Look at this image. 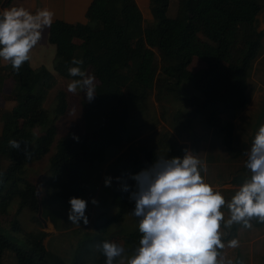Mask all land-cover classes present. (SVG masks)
Segmentation results:
<instances>
[{"label":"trees","instance_id":"16d2710c","mask_svg":"<svg viewBox=\"0 0 264 264\" xmlns=\"http://www.w3.org/2000/svg\"><path fill=\"white\" fill-rule=\"evenodd\" d=\"M170 3L150 0L154 18L145 21L136 0H93L86 23L53 22L49 41L56 45L54 70L64 78L79 79L71 77L68 68L74 66V57L83 59L82 69L87 72L91 68L98 84L94 101H82V132H68L59 139L40 199L37 185L26 174V165L42 159L50 150L57 135L55 121L69 107L68 94L58 90L50 110L45 102L56 85V76L47 67L34 68L25 62L18 73L10 63L0 67V92L8 72L16 77L9 96L15 106L11 111L0 109V214H8L15 199H19L18 209L29 207L36 213L41 209L43 216L48 205L69 208L71 197L87 199L91 176L104 170L111 145L122 149L112 162L115 177L138 173L163 159L162 153L182 156L187 146L171 131L154 146L134 144L152 127H147L146 109H139L140 103L155 91L162 104L161 116L167 120L170 94L177 97L179 87L187 82H192L193 90L203 97L184 99L191 108L176 110L171 119L173 129L192 137V149L196 151L199 139L193 123L202 114L209 126L223 131L225 147L232 157L243 153L233 151V125L224 123L222 115L248 104L249 72L264 39V29L259 28L264 0H178L173 16L168 14ZM196 57L205 65L193 71L189 67ZM40 126H46V130L36 136L34 130ZM10 140L19 141L20 148L10 147ZM114 182L119 193L125 181ZM131 182L134 186L135 181ZM129 206L134 207V201L124 199L116 215H98L95 230L105 233L112 223L124 218ZM49 220L57 231L51 217ZM12 226L21 230L16 219ZM235 230L232 227V232ZM46 235L44 230L29 231L27 247L23 248L0 228V264H68L46 248ZM141 235L134 231L128 242L140 241ZM6 249L13 252V262L4 260ZM122 257L113 264H119ZM105 261L100 250L95 264ZM70 264L88 263L78 259Z\"/></svg>","mask_w":264,"mask_h":264},{"label":"clouds","instance_id":"9594fccd","mask_svg":"<svg viewBox=\"0 0 264 264\" xmlns=\"http://www.w3.org/2000/svg\"><path fill=\"white\" fill-rule=\"evenodd\" d=\"M54 18L55 13L47 7L34 13L23 6L5 8L0 12V60L10 63L18 73L31 60L32 50ZM71 64L69 75L79 79H73L67 91L75 95L79 89L92 103L97 95L95 76L82 69L83 59L74 57ZM9 145L20 148L16 140H10ZM245 168L251 176L230 201L206 181L207 162L188 148L183 149L182 156L156 160L138 173L115 177L118 183L125 181L120 190L130 192L129 199L135 203L131 215L139 218L138 231L142 234L139 247L126 264H221L216 249L224 247L222 221L228 227L241 224L245 228L252 227L253 219L264 223V124L254 136ZM127 180L135 181V185ZM112 181L113 177H106L105 187H111ZM68 203V220L75 225L81 221L89 224V203L100 205L94 197L89 201L73 196ZM226 204L231 215L225 221L221 209ZM228 244L235 248L239 241L232 239ZM97 247L106 257L105 264H113L125 252L121 244L107 240Z\"/></svg>","mask_w":264,"mask_h":264},{"label":"rangeland","instance_id":"374dc122","mask_svg":"<svg viewBox=\"0 0 264 264\" xmlns=\"http://www.w3.org/2000/svg\"><path fill=\"white\" fill-rule=\"evenodd\" d=\"M178 8V0H171L170 6L168 8L169 16H173L176 14ZM263 12V11H262ZM264 13V12H263ZM264 15V14H263ZM264 48V39L262 41V48ZM205 62L196 57L190 64V69L193 71L198 70L203 67ZM3 66L0 60V67ZM54 68V67H53ZM56 76V85L48 94L47 100L45 102V107L50 110L55 104V97L58 90H65L68 94L69 107L67 113L63 116H60L55 124L57 125V135L55 137V141L53 142L50 150L44 155V157L38 161L30 162L26 165V174L29 178L37 185L39 191V199L42 195H44L45 189V179L47 175V170L50 165V157L56 151L57 143L59 139L68 132L80 133L83 130V92L79 89L75 95L69 93L67 91V85L73 79H67L57 74L54 71ZM88 74L93 75L92 69L89 68L87 71ZM8 83L6 84L2 93H0V109L1 110H11V108L15 105V101L10 99L9 96L11 94V90L14 82L13 74L8 72ZM98 84V80L96 79V85ZM177 97L170 94V106L167 120H163L161 116V102L157 100L155 91L150 94V96L142 101L139 105V109H146V124L147 127H151L148 131L144 133L143 139H138L135 146L145 145V146H154L161 136L164 135L166 129L172 128L169 123L175 114L177 109H190L191 106L184 99L192 98L194 95L203 97L202 93L196 90H193L192 82H187L179 87V90L176 92ZM253 109H261L257 114L252 113L247 119L250 122V125L253 126L255 120L259 116L258 114L262 113L264 110L263 105H257ZM167 116V115H166ZM256 118V119H255ZM195 125H196V134L197 136H207L209 134V129L211 127L205 122L202 114H199L196 117ZM200 123V124H199ZM2 129V122L0 120V131ZM46 130V126L37 127L34 130L36 136L42 134ZM177 130V129H176ZM153 131L147 134V132ZM170 131V130H169ZM216 133H219L216 130ZM172 132V131H171ZM174 134V133H173ZM143 137V136H142ZM190 137V136H188ZM191 139V138H190ZM179 140V139H178ZM185 140V139H184ZM180 142V141H179ZM183 143V142H182ZM185 144V142L183 143ZM190 144V143H189ZM186 145V144H185ZM205 149V148H204ZM203 149V150H204ZM122 151L119 147L115 145H111L108 148L109 160L103 166L104 170L102 172L96 171L92 176L88 184L87 191V199L90 201L91 198H96L100 201L99 207L92 205L89 203L87 214L89 216V224L84 225L81 221L80 225H75L68 220V209L69 208H61L56 204H51L46 207L47 212L45 216L39 213H36L29 207L19 208V199H15L11 205L9 206L8 214H0V228L2 232L7 235L11 240L17 242L21 247L26 248V234L29 231H40L44 230L47 235L44 238V245L46 248L52 253L56 254L60 258H62L66 263L70 264L74 260L83 259L87 261L88 264H95L96 260L99 257L100 249H98V243L103 241H111L121 244L125 248V252L119 264L123 261V264H126L127 258L134 254L135 249L139 247L138 239L133 240V242H128V237L134 231H138V220L135 216L131 215L133 206H129L125 213V216L122 220L115 221L112 223L108 230L105 233H99L95 230L94 221L100 214H105L109 217H112L118 213L120 210V203L122 200H130V192H116L115 185V167H112V162L115 160L116 156ZM202 149L199 151V156L202 159L203 153L201 154ZM162 157L170 158L166 153ZM203 160V159H202ZM122 163V162H121ZM230 160L226 159L220 165L215 164L216 167L209 166V170L211 174H215L214 171H225V168L228 166L230 168L232 165ZM123 164L121 165V167ZM222 174H225L222 173ZM111 176L113 177L112 186L105 187L104 181L105 178ZM212 176H210L211 180ZM130 181V182H129ZM127 180L126 182L132 185L131 180ZM121 188V186L119 187ZM225 221L230 218V213H224ZM52 218L53 222L56 225L57 231H55V226L49 220ZM14 219L19 222L21 230H16L13 228L12 223ZM226 231L232 230L231 227H225ZM231 236L229 239L224 240L223 242L228 244V242L233 238ZM226 245V244H224ZM257 245H262L264 248V238L262 241H259ZM225 247L219 248L218 253V261L221 264H229L230 260H234L233 257L235 253H232L231 256H223L225 255ZM258 249V248H256ZM260 249V248H259ZM7 256V259H6ZM253 261L254 264H264V250L256 251ZM4 260L6 262H13L15 260V256L13 252L9 249H6L3 254ZM8 260V261H7ZM244 260L241 259V262L238 264H242ZM236 264V263H233Z\"/></svg>","mask_w":264,"mask_h":264},{"label":"crops","instance_id":"0c3cea01","mask_svg":"<svg viewBox=\"0 0 264 264\" xmlns=\"http://www.w3.org/2000/svg\"><path fill=\"white\" fill-rule=\"evenodd\" d=\"M5 0H0V2ZM93 0H6L5 6L1 9V12L5 8L12 7H25L32 11L33 13L37 9L49 8L55 13V20H63L69 23H86V12ZM145 21L153 20V14L150 7V0H136ZM264 12V11H263ZM261 12L259 28L264 29V13ZM50 29H45L43 38L40 43L32 50L30 65L34 68L45 66L47 67L54 75V59L56 55V45L49 41ZM262 48V45H261ZM7 66L9 63L1 60V64ZM2 66V67H3ZM13 74V72L10 71ZM14 77V82L16 83V77ZM8 79L4 82L3 90L6 86ZM15 85V84H14ZM14 85L12 89L14 88ZM2 90V92H3ZM0 92V93H2ZM12 92V90H11ZM264 104V48L260 50V54L252 69L249 72V89H248V104L245 108L226 113L222 115L224 123H230L233 125V136H232V148L235 152L242 151L243 153L239 154L236 157H232L225 147V139L223 131L211 127L209 129V134L207 136H197L196 134V125L195 118L194 120V129L198 141L196 153L199 154V151L202 149L201 154L203 153L202 159L207 162L208 171L205 175V179L208 183L214 186L215 190L220 191L225 199L230 201L235 192L239 187L244 183L246 179H249L251 173L245 168V161L247 160V154L250 150L251 144L253 142L254 136L261 124H264V110L262 113L258 114L259 116L254 122V125L251 126L247 118L252 114H257L261 109H253L257 105ZM15 106V105H14ZM13 106V107H14ZM11 108V110L13 109ZM4 110V109H3ZM5 110V111H11ZM171 124V121L169 122ZM200 124V123H199ZM216 130L219 133H216ZM172 131L176 137L179 139L180 143L186 144L188 149H192V137H188L185 132H180L172 128L166 129L167 131ZM153 131L147 132L150 133ZM165 132V133H166ZM162 137V136H161ZM160 137V138H161ZM144 138V135L141 139ZM191 138V139H190ZM185 139V140H184ZM190 143V144H189ZM205 148V149H204ZM204 149V150H203ZM226 159L230 160L232 165L228 168H225V171H214L215 174H211L209 166L216 167L215 164L220 165ZM225 174H222L224 173ZM210 176H212L210 180ZM224 213H230L227 204L221 209ZM51 221V220H50ZM252 227L245 228L241 224H233L232 227H236L235 232L231 236L239 241L238 247L232 248L229 247V244L224 243L225 255L231 256L232 253H235L233 257L234 260H230V264L241 262V259L244 261L242 264H254V257L256 251H263L262 245H257L259 241H262L264 238V223L259 222L257 219L251 221ZM53 224V223H52ZM225 227H228L223 221L221 222V232L223 236L228 232ZM232 231V230H231ZM230 236V237H231ZM229 239V238H228ZM258 248V249H256ZM260 248V249H259Z\"/></svg>","mask_w":264,"mask_h":264},{"label":"water","instance_id":"95a60500","mask_svg":"<svg viewBox=\"0 0 264 264\" xmlns=\"http://www.w3.org/2000/svg\"><path fill=\"white\" fill-rule=\"evenodd\" d=\"M5 1H6V0H5ZM5 1L0 2V8H1V9L4 8V6H5ZM83 99H84L85 101H87V97L84 95V93H83ZM41 213H42V210L40 209V215H41ZM231 232H232L231 230L228 231V233L222 237L223 241H224V240H227V239L229 238ZM218 249H219V248H217L216 250H218Z\"/></svg>","mask_w":264,"mask_h":264}]
</instances>
